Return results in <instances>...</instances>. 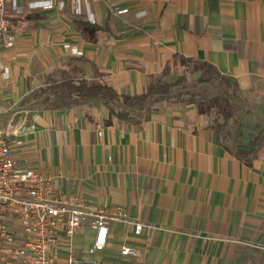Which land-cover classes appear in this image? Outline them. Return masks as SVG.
<instances>
[{"label": "crops", "instance_id": "obj_1", "mask_svg": "<svg viewBox=\"0 0 264 264\" xmlns=\"http://www.w3.org/2000/svg\"><path fill=\"white\" fill-rule=\"evenodd\" d=\"M92 8L96 24L70 7L28 11L11 25L15 45L0 55L9 68L8 76L0 68V129L26 125L10 140L17 167L53 177L65 196L121 207L151 225L136 234L134 225L114 223L106 247L91 253L96 231L85 222L74 237L76 258L264 264V146L250 161L236 154L257 149L264 134V0H99ZM181 57L237 80L245 107L230 137L214 126L237 111L236 103L221 98L220 109H209L205 88L126 119L101 100L29 106L35 91L66 76L142 94L158 75L175 83L185 69ZM204 72L187 82L203 81ZM52 101L69 103L64 90ZM123 245L141 255H122ZM66 257L61 252L56 264H67Z\"/></svg>", "mask_w": 264, "mask_h": 264}, {"label": "built area", "instance_id": "obj_2", "mask_svg": "<svg viewBox=\"0 0 264 264\" xmlns=\"http://www.w3.org/2000/svg\"><path fill=\"white\" fill-rule=\"evenodd\" d=\"M98 1L0 0V55L3 47L10 48L16 43L11 32L13 19L32 10L64 11L70 7L74 15L96 24L92 4ZM128 11L125 8L117 13ZM0 68L8 76L9 68L1 57ZM30 127L33 129L34 125ZM24 129L26 125L0 129V264H56L63 251L67 253V264H95L77 259L74 253V237L83 223L90 221L96 231L91 253L106 247L114 223L134 225L136 234L151 227L130 219L121 207H102L78 195L65 196L55 187L53 177L33 168L17 167L10 140ZM121 253L141 255L140 250L128 245L122 246Z\"/></svg>", "mask_w": 264, "mask_h": 264}, {"label": "trees", "instance_id": "obj_3", "mask_svg": "<svg viewBox=\"0 0 264 264\" xmlns=\"http://www.w3.org/2000/svg\"><path fill=\"white\" fill-rule=\"evenodd\" d=\"M18 18L12 20L14 23ZM185 67L183 74L175 83L164 81L165 73L156 76L148 86L146 92L137 95L120 94L115 88L104 82H90L87 79L75 80L69 76L59 82L46 84L44 87L33 93L36 101L29 105L35 107L43 105L49 108H63L66 106H75L87 102L101 100L105 102L112 113L124 119L133 114H142L148 112L158 101L180 97L193 89H209L211 93L208 96L212 101L208 103V108L220 109V99L228 98L236 103L237 111L228 113L224 122H216L215 129L222 137H230L240 122V112L244 110L242 93L236 79L222 75L220 71L212 64L201 61L180 58ZM205 68L204 80L194 83H188L189 74ZM61 90H64L68 99L67 104H56L52 101V96ZM264 130V129H263ZM256 144V140L254 141ZM264 146V134L257 144V149L247 152L238 149L236 154L245 161H250L257 156L258 150Z\"/></svg>", "mask_w": 264, "mask_h": 264}, {"label": "rangeland", "instance_id": "obj_4", "mask_svg": "<svg viewBox=\"0 0 264 264\" xmlns=\"http://www.w3.org/2000/svg\"><path fill=\"white\" fill-rule=\"evenodd\" d=\"M188 83H190V82H188ZM192 83V82H191ZM194 83V82H193Z\"/></svg>", "mask_w": 264, "mask_h": 264}]
</instances>
